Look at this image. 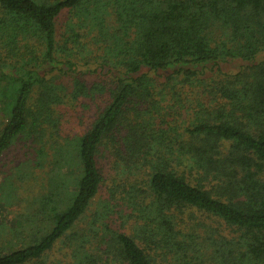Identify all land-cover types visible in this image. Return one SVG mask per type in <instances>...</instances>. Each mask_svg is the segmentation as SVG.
<instances>
[{
    "label": "trees",
    "instance_id": "16d2710c",
    "mask_svg": "<svg viewBox=\"0 0 264 264\" xmlns=\"http://www.w3.org/2000/svg\"><path fill=\"white\" fill-rule=\"evenodd\" d=\"M44 140L58 176L0 264H264V0H0V156Z\"/></svg>",
    "mask_w": 264,
    "mask_h": 264
},
{
    "label": "rangeland",
    "instance_id": "374dc122",
    "mask_svg": "<svg viewBox=\"0 0 264 264\" xmlns=\"http://www.w3.org/2000/svg\"><path fill=\"white\" fill-rule=\"evenodd\" d=\"M257 57L255 61L260 60ZM248 63L240 61H228L225 63H219L217 65H207L205 69V75L210 76L214 72H221L226 74H231L237 72L241 67L247 66ZM163 73V74H167ZM56 83H61L67 90L71 91L72 77H62L56 78ZM88 104L86 101H79L73 104V107H63L64 110L60 108L61 114L64 116V128L67 132L70 129L72 135H77L80 132V124H84L88 117V112L84 105ZM63 123V120H62ZM44 149L47 152L45 158L39 157L41 145L31 144L29 141H16L8 150H6L0 156V235H6L9 240L14 234L11 231L16 232V234L23 235V229L26 228V222L35 215L38 210V202L41 195L46 193L48 188V180L52 179L53 175L55 177L58 174H53L52 169V154L55 152L51 150V144L44 140ZM38 150V151H37ZM63 169L60 174L67 181V187L72 189L71 182L73 181L72 173H68L65 165H62ZM131 177H127L129 181ZM106 187L111 186L110 177L105 176ZM105 190V188H104ZM104 190H101L100 197L103 199L107 198ZM94 210V207L89 210V214ZM129 214V210L124 212ZM88 215V214H87ZM197 217L196 220L204 223L208 228L195 229L200 237L204 238L205 231L214 230L218 235L224 236L226 239H231L234 237L233 233L224 225V223L210 218L206 215L198 214L194 215ZM118 216L115 215V228L120 226L121 221L118 220ZM119 228V227H118ZM214 239L216 240V234H214ZM4 243H6L4 241ZM19 243L16 242V246L13 248H18ZM0 247H4L6 250L10 246L6 244H1ZM57 250V249H56ZM52 258L57 257L60 259L61 252L55 251ZM166 264V263H163Z\"/></svg>",
    "mask_w": 264,
    "mask_h": 264
}]
</instances>
